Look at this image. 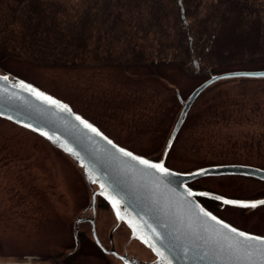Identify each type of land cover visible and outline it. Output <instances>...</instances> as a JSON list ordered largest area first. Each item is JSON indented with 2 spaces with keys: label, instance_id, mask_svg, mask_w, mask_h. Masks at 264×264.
Here are the masks:
<instances>
[{
  "label": "rangeland",
  "instance_id": "obj_1",
  "mask_svg": "<svg viewBox=\"0 0 264 264\" xmlns=\"http://www.w3.org/2000/svg\"><path fill=\"white\" fill-rule=\"evenodd\" d=\"M60 2L70 10L79 0ZM79 12L71 9L70 13L75 16ZM87 25L92 27V23ZM115 31L119 33L118 29ZM123 38L116 44V50L123 49V42L127 41ZM81 63L71 67L45 66L9 58L3 60V68L9 75L19 76L67 102L118 144L162 159L183 108L179 97L186 99L204 79L197 72L190 74L179 66H160L154 70L149 65L122 68ZM0 72H3L1 68ZM250 79L223 83L193 103L168 152V166L180 171L223 163L264 168V144L249 141L214 145L213 134L219 136L226 129L208 118L209 103L220 98L232 102L239 98L250 104L259 102L264 112V78ZM245 115L251 118L253 113L247 108ZM246 121L236 129H253L254 121ZM192 182L198 190L230 198L264 197V181L251 176H208ZM102 200L98 201L96 231L103 245L109 248V235L117 220L109 205L103 207ZM212 201H206L207 206L223 218L243 230L264 235V205L253 209ZM91 202L92 189L74 159L44 137L0 118V263L59 261L58 264H65V258L83 246L76 253L79 264H123L113 255L107 257L96 245L89 222L79 225L83 234L81 245L76 248L75 223ZM219 204L225 207L220 209ZM113 239L120 253L128 250V254L153 257L148 248L132 240L125 224L118 227Z\"/></svg>",
  "mask_w": 264,
  "mask_h": 264
},
{
  "label": "trees",
  "instance_id": "obj_2",
  "mask_svg": "<svg viewBox=\"0 0 264 264\" xmlns=\"http://www.w3.org/2000/svg\"><path fill=\"white\" fill-rule=\"evenodd\" d=\"M71 9L80 11L77 17ZM121 38L127 41L116 50ZM9 58L63 67L77 62L122 68L149 65L154 70L179 66L190 74L197 72L204 81L227 71L264 69V0H79L70 10L60 0H0V68L7 74L3 60ZM237 80L251 79L217 81L195 101ZM219 100L208 105L210 121L226 129L213 134L214 145L264 144L259 102ZM247 108L251 118L245 115ZM244 121H254V128L238 131ZM200 201L208 207L206 201L212 200ZM102 205L108 206L103 200ZM76 253L66 257L65 264H79Z\"/></svg>",
  "mask_w": 264,
  "mask_h": 264
},
{
  "label": "water",
  "instance_id": "obj_3",
  "mask_svg": "<svg viewBox=\"0 0 264 264\" xmlns=\"http://www.w3.org/2000/svg\"><path fill=\"white\" fill-rule=\"evenodd\" d=\"M233 78H264V69L215 74L198 85L186 99L179 97L183 108L164 155L158 161L118 144L93 122L75 112L67 102L19 76L4 72H0V118L44 137L83 169L92 189L90 208L95 213L99 195L107 201L117 220L110 233L112 247L108 250L97 234L95 217L90 219L94 242L108 254L128 262V255H121L113 242V233L123 222L131 230V237L142 242L156 256L151 262L138 264H264V235L232 225L198 199L204 197L223 205L254 209L264 205L260 203L264 197L230 198L208 190L193 189L188 184L202 177L237 174L264 181V168L234 163L178 171L166 166L168 152L198 96L217 81ZM44 97H50L56 103ZM82 121L97 131L85 127ZM124 152L132 155L127 156ZM141 159L150 164H162L168 171L162 172L141 164ZM189 192L193 194L189 195ZM225 200L237 203L227 204ZM244 204H256V207H244ZM133 260L138 262V258L133 257ZM0 264L31 263L16 261Z\"/></svg>",
  "mask_w": 264,
  "mask_h": 264
},
{
  "label": "flooded vegetation",
  "instance_id": "obj_4",
  "mask_svg": "<svg viewBox=\"0 0 264 264\" xmlns=\"http://www.w3.org/2000/svg\"><path fill=\"white\" fill-rule=\"evenodd\" d=\"M139 154V153H138ZM141 155H144V154H141ZM144 156H146V157H148V158H150V159H152V160H155V161H158V160H160V159H156V158H154L153 156H147V155H144ZM250 165V164H249ZM166 166L167 167H169V168H172V167H170V166H168L167 165V160H166ZM253 166H256V165H253ZM257 167H260V166H257ZM260 168H263V167H260ZM172 169H174V168H172ZM174 170H177V169H174ZM178 171H180V170H178ZM189 184V186L190 187H192L193 189H197V188H195L194 186H193V182H190V183H188ZM198 190V189H197ZM204 198V197H203ZM99 199H103L104 200V202L107 204V205H109L108 203H107V201L104 199V198H102L101 196H97V200H96V205H95V213H94V209L91 207L90 208V204H88L87 206H86V208H85V210L83 211V212H81V215L79 216V219L77 220V222L75 223V235H74V238H75V245H76V248L77 249H79V247H80V245H81V241H82V231L80 230V227H79V225L81 224V223H85V222H89V223H91V221H90V219L91 218H93V217H95V219H96V217H97V210H98V201H99ZM198 199L200 200V197H198ZM208 199V198H207ZM218 206V205H217ZM220 209L221 208H223V207H225V206H222V205H220L219 204V206H218ZM210 211H212L213 213H215L216 215H218L220 218H222V219H224L225 221H227V222H229V223H231L232 225H234V226H236V227H238L237 225H235V224H233L232 222H230V221H228L227 219H225V218H223L219 213H217L215 210H213V209H211V208H209V207H207ZM90 213H92V214H90ZM121 224H125V223H121ZM121 224L119 225V226H117V228H116V230L118 229V227H120L121 226ZM126 225V224H125ZM127 226V225H126ZM128 227V226H127ZM239 228V227H238ZM240 229H242V228H240ZM116 230L114 231V233L116 232ZM130 230V229H129ZM131 231V230H130ZM111 233V232H110ZM114 233H113V235H114ZM132 240H138V239H134V238H132ZM139 241V240H138ZM109 242H110V247L109 248H107L106 247V249H111V247H112V242H111V240H110V235H109ZM113 242H114V239H113ZM140 242V241H139ZM141 244H143L142 242H140ZM97 245V244H96ZM144 245V244H143ZM98 246V245H97ZM145 246V245H144ZM99 247V246H98ZM114 247H115V245H114ZM146 247V246H145ZM100 248V247H99ZM146 248H148V247H146ZM101 249V248H100ZM149 249V248H148ZM150 250V249H149ZM101 251L108 257L109 255H113V254H108L107 252H105V251H103L102 249H101ZM151 251V250H150ZM152 252V251H151ZM120 253V252H119ZM121 255H124V254H127L128 255V262H125V261H123L120 257H117V256H115V255H113V256H115V258H117L118 260H120L123 264H138V263H143V262H151V261H153L154 259H155V255H154V253L152 252V254H153V257L151 258V259H146V258H143V257H140V256H137V255H134V254H128V250H125L123 253H120ZM133 257H135V258H138V262H136V261H134L133 260Z\"/></svg>",
  "mask_w": 264,
  "mask_h": 264
},
{
  "label": "snow or ice",
  "instance_id": "obj_5",
  "mask_svg": "<svg viewBox=\"0 0 264 264\" xmlns=\"http://www.w3.org/2000/svg\"><path fill=\"white\" fill-rule=\"evenodd\" d=\"M37 95H42V94H41V93H37ZM44 98H45V99H49L52 103H56V101L51 100L50 97H44ZM77 119H80V118L77 117ZM82 122L85 124V127L90 128L93 132H96V131H97L95 128L92 127V125L88 124L86 121H82ZM121 151L123 152L124 150L121 149ZM124 154L127 155V156H131V155H132L130 152H124ZM137 159H139V158H137ZM140 163H141V164H144V165H146V166H148V167L158 169V170H160V171H162V172H167V171H168L166 168L163 167L162 164H154V163H151V164H150L147 160H142V159L140 160ZM192 194H193V193L189 192V195H192ZM224 203H227V204H234V203H237V202H235V201H230V200H225ZM260 203H264V201H261ZM242 206H244V207H249V206H250V207H256V204H251V205L244 204V205H242ZM212 219L215 220L216 218H215V217H212ZM221 223H222V222H221ZM232 231L235 232L236 229H232ZM239 234H240L241 236H245L244 233H239Z\"/></svg>",
  "mask_w": 264,
  "mask_h": 264
}]
</instances>
